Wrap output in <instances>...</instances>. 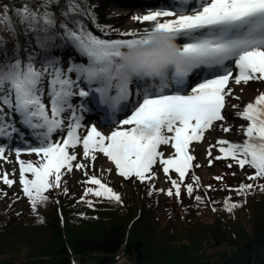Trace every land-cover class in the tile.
Here are the masks:
<instances>
[{
    "label": "snow or ice",
    "instance_id": "1",
    "mask_svg": "<svg viewBox=\"0 0 264 264\" xmlns=\"http://www.w3.org/2000/svg\"><path fill=\"white\" fill-rule=\"evenodd\" d=\"M166 2L170 6L134 16L135 21L147 22L148 26L121 32L119 39H100L76 19L72 20V28L61 22L59 27L63 33L57 32L56 17L49 9L59 0H41L36 9L27 3L15 9L25 26V36L34 34L38 51L31 47L33 40H26L23 57L18 41L11 54L7 50L3 53L0 161L10 162L8 156L15 155L19 184L33 212L48 202L46 193L61 188L65 175L62 170L71 173L73 168L87 167L73 163L78 159L76 149L81 145L85 160L96 161V154H103L120 177L134 178L141 184L155 177L154 167L158 164L166 176L174 172L179 180L168 177L172 188L166 195L179 200L185 177L193 167H200L193 164L196 157L191 154L190 145L202 141L206 131L215 130V123L226 119L223 110L228 98L240 99L229 85L230 80L235 85L264 82V0H179L182 12L192 11V14L179 15L176 0ZM145 7L152 9L153 6ZM8 11L5 5L0 24H7L15 36ZM70 14L87 15L95 20L94 14L82 9L75 0H68V10L61 12L65 18ZM157 31H165L177 41L190 75L180 78L166 73L159 79L143 75L128 79L123 51L150 43L152 33ZM66 46L73 48L79 61L71 53L66 58L54 54ZM93 112L99 121L115 126L110 134H103L93 125L81 136L80 129L85 122H90L86 114ZM235 115L247 122L239 128L242 142L219 139L216 145L210 146L207 155L212 157V148L220 155L209 159L208 165L212 166L213 160H228V168L252 169V174L247 176L249 183L230 189L247 197L256 189L264 192V183H255L264 181V92ZM139 128L153 129L154 134L138 132ZM221 128L225 133L232 131L230 127L221 125ZM168 145L174 152L165 158L161 146ZM22 154H35L39 159L25 161L21 159ZM84 175L88 176L84 183L96 186L85 189L84 196L91 194L121 202V195L96 175L89 176L87 172ZM191 179L198 188L199 177L193 173ZM215 179L224 178L216 176ZM0 180L8 187L15 183L7 172ZM186 189L192 197L193 183H188ZM63 192L67 194L68 188L64 187ZM153 194L154 186L147 192L149 196ZM230 199L224 201L227 211L241 206L230 204ZM195 200L200 202L202 197L196 195ZM86 203L89 207L93 205L91 200Z\"/></svg>",
    "mask_w": 264,
    "mask_h": 264
},
{
    "label": "trees",
    "instance_id": "2",
    "mask_svg": "<svg viewBox=\"0 0 264 264\" xmlns=\"http://www.w3.org/2000/svg\"><path fill=\"white\" fill-rule=\"evenodd\" d=\"M40 2L0 0V14L7 5L16 33L13 36L7 24H0V37L3 38L0 62L4 60L5 50L11 54L17 41L22 57L26 40H33L31 47L38 51L34 34L25 36V26L20 23L15 9L25 3L36 9ZM102 2L75 0L82 9L94 14V21L87 15L70 14L68 18L61 15L68 10V0L52 4L49 10L57 20L55 30L62 34L59 24L63 22L72 28V20L76 19L100 39L122 38L119 33L130 30L119 29L110 7ZM129 24L135 25L136 21ZM56 43L61 41L58 39ZM70 53L76 61L80 60L71 46L54 54L66 58ZM36 66L39 68L40 64L37 62ZM221 162L220 173L204 177L206 185L197 188L191 177H185L179 200L166 195L172 188L168 177L179 180L177 174H164L163 186L159 185V164L154 167L155 177L144 184L118 174L117 181L109 174L98 176L121 195V202L99 199L91 194L84 196L85 190L81 193L71 184L70 173L62 170L65 175L61 188L46 193L48 202L39 205L35 212L22 190L20 193L14 186L0 182V264H71L73 260L80 264H114L121 248L129 261L121 264H264V192L256 189L244 197L230 191L241 183H249L247 176L253 170L247 166L243 170L238 166L228 168V160ZM210 169L213 172V168ZM216 176L224 179L217 181ZM188 183H193L192 197L187 195ZM84 185L85 189L96 187ZM153 186L154 194L147 195ZM64 187L68 188L67 194L63 192ZM163 194L165 199L162 200ZM196 195L202 197L200 202L195 200ZM229 197L230 204L241 206L227 211L224 201ZM20 198L25 200L21 209L17 204ZM88 200L93 202L92 207L86 203ZM161 201L164 208L159 210Z\"/></svg>",
    "mask_w": 264,
    "mask_h": 264
},
{
    "label": "rangeland",
    "instance_id": "3",
    "mask_svg": "<svg viewBox=\"0 0 264 264\" xmlns=\"http://www.w3.org/2000/svg\"><path fill=\"white\" fill-rule=\"evenodd\" d=\"M178 2V3H177ZM105 5L108 4V6L111 9V14H113V18L117 19L115 22V25L118 26L119 29L122 30H130V31H138L142 30L144 27L148 26V23L146 22L145 24H140L136 21L135 25L129 24L131 21H135L133 19L134 16H143L147 14L149 10H159L163 9L167 6H170L167 4L166 0H103ZM152 5V9H148L145 6L146 5ZM177 4V15L179 14H192L191 10H188L187 12H182L179 8V0H176ZM174 18V17H173ZM65 68L68 66L67 63L63 65ZM74 75V74H73ZM233 75H235L233 73ZM231 82V87L232 88H240L245 92V95L243 96V99H247V103L249 102H254L255 97L259 95L260 93L264 92V82L261 81H250L247 85H235L234 83ZM47 103V99L45 100ZM75 102V98H74ZM243 104V101H238V105ZM94 113V112H93ZM92 114H90L89 119H91ZM67 115V114H65ZM87 116V114H86ZM219 125L221 124L220 121H218ZM245 121V125H246ZM86 125V127H84ZM97 127V122H85L84 126L80 129V134L81 136L86 135L87 130L90 129L92 126ZM217 124L215 123L214 129L215 130H208L205 132L204 139L200 142H193L192 145H190V152L193 154L196 159L194 160L193 164H199L200 167H193L191 172L189 173V177L194 173L197 177H199L200 180V185H206L208 183L204 177H208L209 175H214L220 173L222 170L220 168L221 165V160H213L216 161L213 166L208 165L209 159H212V157L216 155H220V153L217 151L216 148H212V157H209L207 155V150L210 148L212 145H216L217 141L219 139H228L223 137V134H220L219 131L217 130ZM128 127V126H124ZM99 131H101L103 134H110L112 130H108L105 128L97 127ZM24 131L27 132L25 129ZM229 140V139H228ZM19 141H15L14 143L18 144ZM240 142H242V139H240ZM161 150L164 153V157L167 158L168 156L172 155L174 152V149L168 146H161ZM71 151V150H70ZM77 153V161L73 162L74 164L79 162L82 164L87 165L86 168L84 169H75L73 168V171L70 173V181L71 184L76 186V188L79 189L81 193L85 190V185L84 181L88 179V176H85L84 173L87 172L88 175H96L101 176L104 174H109L110 177L117 181L118 175L115 170V166L106 158L103 156V154L97 153V160L96 161H91V160H85L83 157L82 153V145L78 146L76 149ZM21 159L25 161H33L36 162L38 161V157L35 154H22ZM8 161L10 162H4L0 161V176H2L5 172L9 174V178L13 179L15 181L14 187L17 188L20 193L22 190V186L19 184V164L16 161L15 155H9L8 156ZM210 168H213V172L211 171ZM29 178H31L30 174H27ZM163 169L162 166H160L157 179L159 180V185L163 186ZM2 183V180H0ZM3 184V183H2ZM4 185V184H3ZM131 189L130 187H128ZM165 194L160 196V199H165ZM19 208L21 209L24 204L25 200L24 198H20L19 202L17 203ZM18 208V209H19ZM164 208L163 201L159 203V210H162ZM122 256V255H121ZM79 261L73 260L71 264H80L76 263ZM129 263L128 259L125 257H121L120 260L117 259L114 264H121V263Z\"/></svg>",
    "mask_w": 264,
    "mask_h": 264
},
{
    "label": "clouds",
    "instance_id": "4",
    "mask_svg": "<svg viewBox=\"0 0 264 264\" xmlns=\"http://www.w3.org/2000/svg\"><path fill=\"white\" fill-rule=\"evenodd\" d=\"M122 58L128 79H135L141 75L159 79L166 73L180 78H187L190 75L184 67L180 46L165 31L153 32L151 42L148 44L124 50ZM138 132H144L146 135L154 134V130L150 128H139Z\"/></svg>",
    "mask_w": 264,
    "mask_h": 264
},
{
    "label": "bare ground",
    "instance_id": "5",
    "mask_svg": "<svg viewBox=\"0 0 264 264\" xmlns=\"http://www.w3.org/2000/svg\"><path fill=\"white\" fill-rule=\"evenodd\" d=\"M230 84H231V82H229V85ZM233 90H234L235 95L239 96L240 99L235 100V99L228 98L226 100V106H225V109L223 110V114L226 115V119L223 121H220L221 122L220 125L218 122H216V124L218 125L217 130L219 131L220 134H223V137L228 138L232 142H240V139H243V134H242V132H239V128L241 125H245V121L238 118L235 115V113L238 111H242L243 108L246 106L248 101H247V99H245V100L243 99L245 92L242 89L233 88ZM238 101H243V104L239 105L238 108H233L232 105L238 104ZM97 118H98V116L94 112L91 119H90L92 122H97V124H98L97 127H101L102 129L105 128L108 130H112L115 128V126L113 124L108 123V122H101ZM221 125L223 127H230L232 129V131H230L228 133L223 132ZM84 127H86V125Z\"/></svg>",
    "mask_w": 264,
    "mask_h": 264
},
{
    "label": "built area",
    "instance_id": "6",
    "mask_svg": "<svg viewBox=\"0 0 264 264\" xmlns=\"http://www.w3.org/2000/svg\"><path fill=\"white\" fill-rule=\"evenodd\" d=\"M122 255V256H121ZM123 258L124 256H123V248H121L120 250H119V253H118V255H117V259H119L120 260V258ZM76 263H78V262H76Z\"/></svg>",
    "mask_w": 264,
    "mask_h": 264
}]
</instances>
